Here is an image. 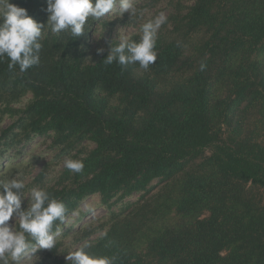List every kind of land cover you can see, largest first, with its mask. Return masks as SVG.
Here are the masks:
<instances>
[{"label": "trees", "instance_id": "obj_1", "mask_svg": "<svg viewBox=\"0 0 264 264\" xmlns=\"http://www.w3.org/2000/svg\"><path fill=\"white\" fill-rule=\"evenodd\" d=\"M10 2L47 26V3ZM166 10L147 70L103 62L118 39L88 54L94 20L81 37L46 27L40 63L24 72L0 58V144L47 134L83 161L81 173L49 179L43 168L35 182L66 218L100 194L110 217L73 239L114 264H264V0H168ZM58 247L33 264H67Z\"/></svg>", "mask_w": 264, "mask_h": 264}, {"label": "clouds", "instance_id": "obj_2", "mask_svg": "<svg viewBox=\"0 0 264 264\" xmlns=\"http://www.w3.org/2000/svg\"><path fill=\"white\" fill-rule=\"evenodd\" d=\"M119 5V16L128 14L132 19L143 11L138 10L131 0H47V28L53 34L68 32L81 37L89 20L98 21ZM167 21L161 12L142 25V35L138 41L121 36L118 43L109 42L103 62H114L126 68L138 64L147 70L157 61L155 51L158 30ZM45 25L28 15V10L10 2L0 0V58L7 57L8 68L19 67L21 72L40 63L42 33ZM43 29V31H42ZM105 48L97 50L103 55ZM205 65H201L203 70ZM65 167L81 173L84 163L81 160L67 159ZM65 204L54 198L45 188H27L22 179L0 180V264H22L31 260L40 250L56 247L55 237L60 234L59 221L66 220ZM85 244L78 250L67 253V264H114L115 257L97 256L88 251Z\"/></svg>", "mask_w": 264, "mask_h": 264}, {"label": "rangeland", "instance_id": "obj_3", "mask_svg": "<svg viewBox=\"0 0 264 264\" xmlns=\"http://www.w3.org/2000/svg\"><path fill=\"white\" fill-rule=\"evenodd\" d=\"M168 0H160L156 6H145L149 0H131L138 10L143 11V16L137 13V17L132 19L128 18L125 14L123 18L119 16V5L117 4L110 14H106L103 18L96 21L92 27L88 40L90 46L87 53L92 54L98 48L104 47L111 39L120 40L121 36L130 38L133 34H142V25L149 19L154 18L159 13L163 12L167 16L166 3ZM47 3V0H41L40 4ZM137 19V22L131 20ZM107 20L109 26H106ZM130 22V23H129ZM32 96L27 95L19 103L14 106L20 107ZM13 121L8 115H5L3 120V127L10 125ZM92 144H89V146ZM70 159L66 153H62L59 146H54L53 139L49 135H35L28 141H21L14 144H5L3 141L0 144V180H10L13 178L22 179L27 188L37 186L35 177L39 174L40 170L45 168L48 172V178H54L60 174L61 170L65 167V160ZM157 183V181L155 182ZM141 196V193H133L132 195L124 198L116 206H113L114 211H120L123 206L129 203H134ZM108 209L102 204L100 194H93L87 197L80 205V208L75 211L71 216L66 218L65 223L60 228V234L55 237L56 242H59L60 247L57 248L59 257H66L70 251L78 250L82 241L74 242V230L81 228H89L90 226L98 227L97 225L105 222L109 218ZM91 228V227H90ZM103 230H97L91 238H96L102 234ZM70 232V233H69ZM69 233V234H68ZM68 234V235H67ZM48 250H38L31 260L23 261L22 264H33L35 258H42L47 254ZM9 264H12L9 261Z\"/></svg>", "mask_w": 264, "mask_h": 264}]
</instances>
